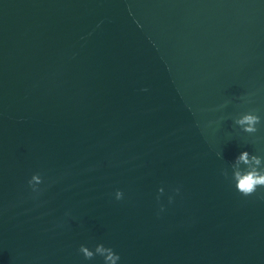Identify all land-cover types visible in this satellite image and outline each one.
Instances as JSON below:
<instances>
[{
  "label": "water",
  "instance_id": "water-1",
  "mask_svg": "<svg viewBox=\"0 0 264 264\" xmlns=\"http://www.w3.org/2000/svg\"><path fill=\"white\" fill-rule=\"evenodd\" d=\"M244 149L264 0H0V264H264V189L221 174Z\"/></svg>",
  "mask_w": 264,
  "mask_h": 264
},
{
  "label": "clouds",
  "instance_id": "clouds-1",
  "mask_svg": "<svg viewBox=\"0 0 264 264\" xmlns=\"http://www.w3.org/2000/svg\"><path fill=\"white\" fill-rule=\"evenodd\" d=\"M147 91V89H145ZM242 99H246L243 98ZM262 123L261 116L254 111H246L240 115L235 124L238 128L246 134H255L260 131ZM218 158L222 157V153H216ZM221 174L229 181L234 190L242 197H251L259 189H264V154L248 151L244 149L239 152L233 161L229 163V170L227 173ZM44 183V178L41 173L34 172L27 180L28 187L33 192L40 191V185ZM176 194L180 193V188L175 190ZM165 194V186L161 184L156 189V201L159 203L161 197ZM125 198V193L122 189H116L114 192V199L121 201ZM174 200L173 195L168 196V203ZM165 211V205L160 203L159 213ZM158 213V214H159ZM77 253L82 257L83 262H90V264H122V257L113 246L106 244L103 241H97L94 244L81 243L77 248ZM99 258V261H97Z\"/></svg>",
  "mask_w": 264,
  "mask_h": 264
}]
</instances>
